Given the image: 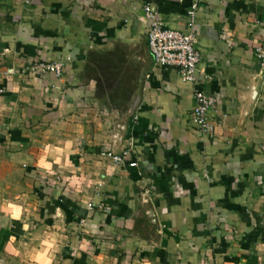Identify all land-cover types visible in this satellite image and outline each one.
Wrapping results in <instances>:
<instances>
[{
  "label": "crops",
  "instance_id": "obj_1",
  "mask_svg": "<svg viewBox=\"0 0 264 264\" xmlns=\"http://www.w3.org/2000/svg\"><path fill=\"white\" fill-rule=\"evenodd\" d=\"M194 3L196 84L143 21L186 32ZM259 48L264 0H0V264H264Z\"/></svg>",
  "mask_w": 264,
  "mask_h": 264
},
{
  "label": "built area",
  "instance_id": "obj_2",
  "mask_svg": "<svg viewBox=\"0 0 264 264\" xmlns=\"http://www.w3.org/2000/svg\"><path fill=\"white\" fill-rule=\"evenodd\" d=\"M198 4L194 3L188 10V31L182 32L165 27L157 19L156 11L150 6L144 7L143 21L148 22V48L153 62L157 66L175 68L180 78L189 83L198 82V66L201 55L197 48L196 33L194 32L195 16ZM257 57L264 71V48H259ZM30 72L36 76L54 75L62 77L66 72V61L36 60L30 67ZM195 106L192 113L193 122L200 135H209L211 126L208 121V111L212 101L201 90L194 91ZM104 155L113 159L115 163H122L124 155L106 152Z\"/></svg>",
  "mask_w": 264,
  "mask_h": 264
}]
</instances>
